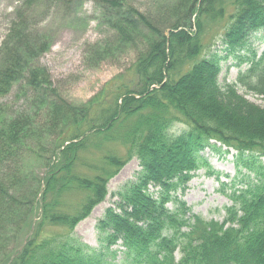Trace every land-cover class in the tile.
<instances>
[{
    "label": "trees",
    "instance_id": "trees-1",
    "mask_svg": "<svg viewBox=\"0 0 264 264\" xmlns=\"http://www.w3.org/2000/svg\"><path fill=\"white\" fill-rule=\"evenodd\" d=\"M38 1L48 10L72 12L83 0H26L0 49V98L15 87L27 93L48 108L47 127L58 135L46 157L41 142L36 152L28 146L30 137L42 136L33 117L0 110V264L13 257L11 264H264V108L237 90L264 102V51L257 56L247 49L253 37L264 39V0H174L177 20L168 34L128 0H93L110 35L88 54L106 59L134 49L138 59L129 72L136 86L119 84L107 102L112 81L79 106L62 101L35 63L52 42L49 35L31 34ZM208 28L223 36L227 57L211 49L205 55ZM230 56L248 67L235 84L221 86L222 62ZM177 125L187 130L173 132ZM111 144L126 155H105L98 165L90 151ZM223 148L236 153V177L221 186L230 190L232 205L222 223L207 222L192 215L179 194L209 167L205 151ZM133 159L141 171L99 220L101 248H91L75 229L106 200L109 182ZM89 161L95 162L93 173L79 174ZM34 163L44 166L43 177L35 175ZM72 192L84 198L72 207L66 203L64 211L62 198ZM117 246L121 250L114 251Z\"/></svg>",
    "mask_w": 264,
    "mask_h": 264
},
{
    "label": "rangeland",
    "instance_id": "rangeland-1",
    "mask_svg": "<svg viewBox=\"0 0 264 264\" xmlns=\"http://www.w3.org/2000/svg\"><path fill=\"white\" fill-rule=\"evenodd\" d=\"M128 1L140 13L156 21L157 27L166 34L177 20L176 11L172 10L173 6H171L174 0ZM25 2L26 0H0V49L6 39L11 23L14 22L17 12ZM36 5H39V11L34 19L29 21L31 34L33 37L49 35L52 42L50 50L38 58L35 63L48 74L52 90L56 91L62 101L76 106L84 105L97 98L109 83L116 80L114 87L109 90L107 99V102H109L113 99L111 92L119 84L136 86V81L129 69L138 59L137 51L129 48L115 57L106 59L94 58L88 54L90 48L101 43L110 35V30L101 20V11L93 0H83L80 4L74 5L72 12H65L61 8L48 10L44 7L43 2L40 3L39 1L36 2ZM205 34L208 47L205 55L211 49L213 53L217 52L220 57H227L224 50L223 36L218 33L217 29L208 28ZM247 49H251L257 53V56H260L264 51V39L261 40V35L253 37ZM246 52L247 50H243L241 55H246ZM248 54L251 55L249 52ZM238 63L239 58L235 56H230L222 62L219 77L221 86L234 84L238 75L247 69V64L238 67ZM237 90L249 102L264 108V102L259 96L249 93L242 87H237ZM32 95V92H30V96ZM0 110L7 112L9 115L17 112L30 114L34 121L33 127L43 128V130L42 136L39 135L41 139L36 135L30 137L28 146L34 148L36 152L38 144L41 142L43 154H46V157L49 156L48 153L55 149L58 135L47 127L48 108L46 106L44 108L36 106L33 101L28 99L27 93H19L17 87H15L12 93L0 98ZM184 130H187L186 126L177 125L173 132L179 134ZM117 148H120V150ZM102 149L105 150L93 149L90 151L91 149H89L90 154L95 153L93 157H95L98 165L105 155L114 154L122 157L126 155V151L116 144L104 145ZM225 150L223 148V152L205 151L203 156L209 167L196 172L185 193L183 195L179 194L187 207L191 209L192 215L200 216L207 222L213 220L222 223L226 215L225 208L232 205L226 196L230 193V190H223L221 186L222 182L230 183L236 177V153L230 151L227 154L224 152ZM32 153H27L26 156L33 157ZM86 164L88 166L79 167V174L90 175L93 173L89 166H93L95 162L89 161ZM34 166L35 175L38 178L43 177L45 173L44 166L37 163H34ZM140 171L139 162L133 159L109 182L106 200L94 209L87 220L77 226L74 232L76 238H79L91 248H101L99 233L96 229L99 220L103 218L107 209L117 206L120 201L117 193L127 185L134 183ZM33 186H35V182L32 181L29 187ZM83 198L84 195L78 192H72L70 195L65 194L62 198V210L66 211V203L68 207H72L80 204ZM170 208L172 209V206ZM61 231L57 229L55 232L62 234ZM10 249L11 251L14 249L13 245ZM113 250H121V247H114ZM117 260H123L122 253L118 254Z\"/></svg>",
    "mask_w": 264,
    "mask_h": 264
}]
</instances>
